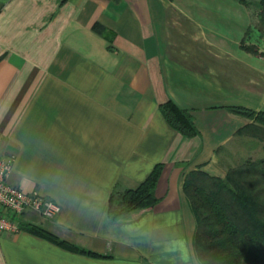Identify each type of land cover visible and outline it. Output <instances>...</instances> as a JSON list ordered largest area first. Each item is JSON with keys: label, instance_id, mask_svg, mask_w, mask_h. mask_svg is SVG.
Instances as JSON below:
<instances>
[{"label": "crops", "instance_id": "1", "mask_svg": "<svg viewBox=\"0 0 264 264\" xmlns=\"http://www.w3.org/2000/svg\"><path fill=\"white\" fill-rule=\"evenodd\" d=\"M258 2L0 0V155L9 183L61 206L26 211L0 264H202L184 182L226 177L225 151L255 124L227 106L264 112ZM169 100L196 136L169 124ZM160 163L159 201L113 220L112 193Z\"/></svg>", "mask_w": 264, "mask_h": 264}, {"label": "trees", "instance_id": "2", "mask_svg": "<svg viewBox=\"0 0 264 264\" xmlns=\"http://www.w3.org/2000/svg\"><path fill=\"white\" fill-rule=\"evenodd\" d=\"M258 4L263 26L264 0H259ZM160 108L169 124L182 135L193 137L199 133L191 113L173 100ZM226 109L264 126L263 111L243 106H227ZM162 169L163 164H157L137 188L116 189L110 199V217L119 220L154 206L159 201L156 187ZM184 191L197 221L194 246L202 264H264V159L227 167L225 178L202 170L191 171L186 175ZM27 228L63 246L80 250L40 227Z\"/></svg>", "mask_w": 264, "mask_h": 264}, {"label": "built area", "instance_id": "3", "mask_svg": "<svg viewBox=\"0 0 264 264\" xmlns=\"http://www.w3.org/2000/svg\"><path fill=\"white\" fill-rule=\"evenodd\" d=\"M13 168V158L0 155V236L16 234L23 230L22 218L29 209L45 217H54L61 206L38 192H25L8 181Z\"/></svg>", "mask_w": 264, "mask_h": 264}, {"label": "rangeland", "instance_id": "4", "mask_svg": "<svg viewBox=\"0 0 264 264\" xmlns=\"http://www.w3.org/2000/svg\"><path fill=\"white\" fill-rule=\"evenodd\" d=\"M262 47L264 48V40ZM242 135L243 137L225 151L223 161L227 167L235 168L247 160L264 159V126L256 123L253 129L247 130Z\"/></svg>", "mask_w": 264, "mask_h": 264}]
</instances>
